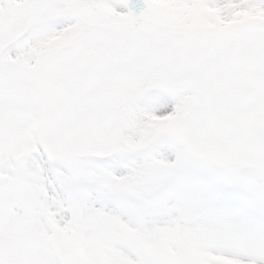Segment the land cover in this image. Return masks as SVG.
I'll return each instance as SVG.
<instances>
[{"label":"snow or ice","instance_id":"6c2138e0","mask_svg":"<svg viewBox=\"0 0 264 264\" xmlns=\"http://www.w3.org/2000/svg\"><path fill=\"white\" fill-rule=\"evenodd\" d=\"M0 264H264V0H0Z\"/></svg>","mask_w":264,"mask_h":264}]
</instances>
